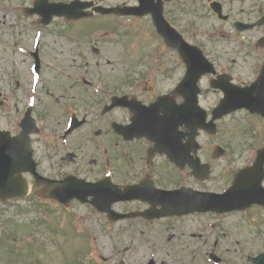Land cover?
Segmentation results:
<instances>
[{
	"label": "rangeland",
	"instance_id": "obj_1",
	"mask_svg": "<svg viewBox=\"0 0 264 264\" xmlns=\"http://www.w3.org/2000/svg\"><path fill=\"white\" fill-rule=\"evenodd\" d=\"M110 1L111 0H108V2ZM112 1L113 3H120L119 0ZM211 1L212 0H175L170 4L166 17L187 40L193 43L203 44L205 48L207 47L210 51L218 52L217 54H224L221 51L225 48L230 52L231 49L233 52H239L237 44L232 39H230L229 42L221 39L223 32L226 34L231 33L230 26L228 23H224L216 18L210 9ZM217 1L222 2L224 9L228 11L231 10L233 12V17H236L235 13L240 7L237 0ZM11 2L14 4H25L26 0H11ZM132 2L133 0L130 1V3ZM255 3L256 0L247 1V5ZM261 5L264 7V0H261ZM0 8L2 9L0 12L1 14H9L7 17L10 16L15 18L19 16L18 12L12 10L13 8H10V10L8 6H4L3 4L0 5ZM18 11H20V9H18ZM96 20L97 19H94L92 22L98 24ZM100 21H102L100 23V25L103 26L102 28L98 29L95 26L94 28H82L86 31H90L91 38L96 37L102 42L100 47L103 48V53L95 57L91 54L90 49L86 48L87 41H80L84 44L83 47L86 48V60L92 65L97 61L101 64H105V62L109 60L110 66L107 68L103 67L104 70L112 69L113 66H115L113 74L119 76V65L122 63L124 45L129 42L130 44L128 45L130 48L133 47L135 50L137 48L142 50L156 49L155 53L159 51L163 53V49L159 47L158 41L153 35V29L151 28L148 18H115L114 21L117 22L114 24L116 29L113 27V24H111L113 18L101 19ZM81 24L83 23H65L64 21H59L54 23L50 29L51 31H56L58 28L57 31L61 32L77 31L82 30L79 27L82 26ZM108 25H112V28L108 27ZM104 33L108 35L104 36ZM61 37L62 36L55 33L52 35V39L54 40L62 39ZM54 40H51L49 43L50 47L60 49V47H58L59 43L54 44ZM58 41L63 42V40ZM69 44L70 43H66V45ZM50 47L47 49L49 56H51ZM54 53L57 54L58 50H55ZM58 55L59 56L53 58L66 60L65 56L67 55V51ZM241 67L242 65L237 59V62L232 67V71L235 73L239 71V74L243 75L245 72L249 74V71H243ZM68 72L69 71L66 73ZM109 72L112 74L111 70H109ZM7 73L8 71H3V74ZM23 74L25 73L19 69L17 75L21 77ZM242 77L243 79L248 78L245 76ZM173 78L174 77H172V79ZM63 81L64 79L60 76V73H56L51 69H45L43 70L39 86H45V90H47L46 86L48 88L54 87L62 84ZM5 89L3 90L5 91ZM53 95L52 99L56 94ZM219 99L220 96L218 93L209 92L207 96H205V107L210 108L214 106ZM243 122L244 120L240 114L226 117L220 120L217 135L209 137L210 141L205 138V143L213 144L217 142L223 143L226 147H229V153L221 160L214 163L215 172L221 169L227 170L229 167L233 169L238 168L244 160L247 146L257 142L256 138L249 134L251 132H248L247 126L245 122ZM258 123L261 133L264 135V124L260 121H258ZM64 152L65 151H62L60 156H64ZM56 158L43 164L41 170L46 174H59V169H52L50 167ZM60 169L79 172V169L73 164L63 165ZM222 176L223 177L220 178H218L217 175L214 176V178L218 180L216 184H213L215 188H220L223 185L224 179L227 181L226 173L222 174ZM31 195L32 196L29 197L38 198V202L43 205V214L31 208L32 201L28 200V198L0 204V232L3 228L4 220L11 221L5 224L4 233L14 236L17 235L15 232L17 222L23 224V231L17 235L18 238H16V243L23 249L24 253L27 243L31 244L34 256L32 257L34 258L33 264H35L36 261L38 262V260L41 264H70L65 260L63 251L62 254H59V250L56 249L58 244L55 243V236L57 240H59L58 243L60 247L64 249V254L67 259H70V257L73 258L74 254L77 256L82 254L81 257H88V254L90 255V259L88 258L89 260L84 258L80 264H120V262H123V264H147L151 258L157 263L164 261L166 264H204L201 262V257H197L204 251L205 264H214L206 257V253L211 250L212 241L215 239V237L213 239V233L219 235V237L225 238L219 244V251L221 253L217 252L222 258V263L220 264H253L247 260V256H255L264 252V209L262 208L261 210L259 209V211L252 208L249 211L251 215L239 213L227 215L222 220L223 224L222 227H220V231L208 227L211 231L208 232V240L206 242L204 238L195 239L191 237V239L187 233L182 235L178 232L177 228H173L172 226L166 227L164 222L148 225H141L137 221L108 223L106 218L93 210L90 205L78 202H73V204L69 203L67 208L74 213V217L69 219L65 216L62 205L57 201L40 197L36 195L34 191ZM19 206L27 211H19ZM120 206L121 205H119V208ZM41 214L43 216L42 218ZM39 219H42L43 222L34 224V222ZM69 220L70 223L73 224V222H75V224L79 225L82 231L81 234L77 235V233L73 231V227L69 224ZM30 222L32 224H29ZM211 222L212 220H208L206 223ZM187 225L189 231L198 233L201 230L196 219H194L193 222L191 220L187 221ZM55 227L60 231H55ZM30 231H32L31 234L33 237L31 240H28L29 242H24L22 239H24V236ZM87 234L90 235L91 241L87 240ZM90 242H92V247H90ZM40 244L41 246L39 247ZM45 247L49 249L48 258L45 257V255L47 256L48 254ZM77 249L81 252H76ZM86 253L87 255H85ZM32 258L29 259L27 257V260L24 259L19 264H28ZM102 258H105L106 261H103ZM10 260L8 251L1 249L0 264H9Z\"/></svg>",
	"mask_w": 264,
	"mask_h": 264
},
{
	"label": "flooded vegetation",
	"instance_id": "obj_2",
	"mask_svg": "<svg viewBox=\"0 0 264 264\" xmlns=\"http://www.w3.org/2000/svg\"><path fill=\"white\" fill-rule=\"evenodd\" d=\"M9 1L11 0H0V2ZM16 5L17 3H15V6ZM13 10L17 11L15 8ZM53 42L54 44L59 43L58 47H60V51L63 53V50H65V48L62 49L64 43L62 44L58 40H54ZM39 47L42 48L41 42H39ZM81 48L82 45L76 42H74L73 46L69 47V54L74 55L73 59L80 54L79 51ZM154 51L155 50L147 49L134 57L132 56V53L125 54L123 64L121 65V79H114L112 76H109L108 79L101 82V88H91L90 86L82 87L77 80H73V83L69 85V88L76 86L77 91L75 93L80 97L89 99V106H87L88 111L82 113L85 117L83 130L86 134L105 135L106 145L111 148L115 145L124 144L133 152L137 150V148L140 150L139 153H136L137 159L129 160V166H127V169L123 172L125 176L137 177V179H139L145 175L152 174L156 180L161 178L163 181L169 182V185L171 186H183L191 183L190 177H192V174L191 169L188 168V161H183L182 170H179L175 164L164 159V156H162L163 159L160 163L156 161V156H153L149 161L150 163L145 164V162L139 158L143 152L153 147L154 143L147 138H133L131 139L132 141H129L116 134L115 128L118 127L117 124L129 126L133 120L134 114L131 111L129 104L114 107L108 112L102 111L105 105L110 104L116 97L124 98L126 102L134 100L135 102L149 105L158 100L160 96L164 95L166 96L167 101L173 103L175 106L171 115L177 116V105L184 101L183 92L178 89V84L181 80V75H183V72L185 71V64L175 49H165L163 50V53H161V51L154 53ZM15 54L16 51L13 50L10 67H12L13 62H15ZM43 57L48 58L47 55H43ZM219 60L225 61L222 57H220ZM9 71L10 73L13 72V70ZM179 72L181 74H179ZM172 77L174 78L172 79ZM3 82L6 84L8 83L7 80L1 78L0 87ZM83 82L87 83V81ZM89 83L92 82L89 81ZM96 90L97 93H95ZM62 97L65 96L62 95ZM199 97L205 103V88L201 89ZM10 98L16 99L17 96L11 95ZM98 100H101L102 102L100 105L97 104ZM2 103L3 101H0V104ZM130 105L137 107L136 103H130ZM70 106H72L71 109H74V107L78 109L82 108L78 103H73ZM74 114L78 116L77 113ZM167 114V104L161 105L157 110V116L159 118H164L166 121L165 117ZM72 115L73 113H71L70 116L72 117ZM19 121L20 118H18L17 111L7 113L6 116L0 117V124L2 126L0 129L9 131L11 135H16L19 131ZM44 130L53 133V131H62V128L61 126L56 127L54 125H48ZM126 130L130 133L136 129L135 127H128ZM178 130L185 134L181 142H187V128L182 124ZM190 155L192 156V153H187L186 158H189ZM157 164H161V166ZM187 176L189 177L188 179H186Z\"/></svg>",
	"mask_w": 264,
	"mask_h": 264
},
{
	"label": "water",
	"instance_id": "obj_3",
	"mask_svg": "<svg viewBox=\"0 0 264 264\" xmlns=\"http://www.w3.org/2000/svg\"><path fill=\"white\" fill-rule=\"evenodd\" d=\"M75 2H73L72 4H74ZM72 4L69 5H61L59 7V9L64 8V10H60L59 13L57 14H68L67 8H69ZM72 11V13L74 14V9H70ZM159 19H157V21H155V23L157 24V28H163V30H166L169 32L168 38L169 39H177L178 41L180 40V38L178 36L175 35V32L167 25V23L163 20L162 18V10L159 9ZM51 12V10H50ZM122 12V11H120ZM126 12V11H123ZM68 17L71 18H76L79 15H77V13H75L74 15H67ZM179 47L184 48L185 44H183V42H181V44L179 45ZM186 53V51H183V53ZM202 66V62L196 61L194 60L192 63V67L190 69V75L189 72L187 73V75H189L188 77L193 78L194 81V85L196 84V81L198 80V77L200 75V69ZM194 106L196 108L197 106V100L196 98L193 101ZM223 103V102H222ZM221 105H219V110H225L229 103H223ZM216 117H213V119H215ZM201 120L203 121L204 119L201 118ZM212 122V121H211ZM210 122V123H211ZM209 124L205 125V127H208ZM196 127L199 126V124L197 123L195 125ZM53 184V185H48L45 187L43 193L45 195H49V196H54L57 199H59L62 202H67L68 200L76 197L79 198L80 200H86V196L88 195H92L95 192L99 191V189L94 186V185H90V184H84L81 182H78L77 186L73 185V184ZM231 192V195L225 196L224 198H220V200H213V199H209L208 202L210 203H216V204H222V205H227V208L225 209H243L245 207L250 206L252 203H260V204H264V200L262 199V196H264V194L259 193H254V192H249V189H238L233 187ZM95 200H97L99 203H104V201L106 200V197H100V198H95ZM115 200V199H114ZM244 200H246L245 203L241 204V202H243ZM252 261L255 262V264H264V254L259 255L256 258H253Z\"/></svg>",
	"mask_w": 264,
	"mask_h": 264
}]
</instances>
